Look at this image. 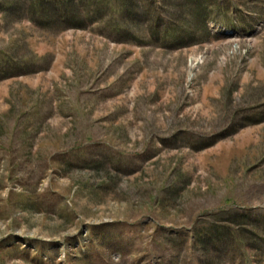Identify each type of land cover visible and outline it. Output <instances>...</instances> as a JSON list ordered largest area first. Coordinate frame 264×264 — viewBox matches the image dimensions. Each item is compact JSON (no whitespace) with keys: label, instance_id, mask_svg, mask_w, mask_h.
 <instances>
[{"label":"rangeland","instance_id":"obj_1","mask_svg":"<svg viewBox=\"0 0 264 264\" xmlns=\"http://www.w3.org/2000/svg\"><path fill=\"white\" fill-rule=\"evenodd\" d=\"M0 264H264V0H0Z\"/></svg>","mask_w":264,"mask_h":264}]
</instances>
